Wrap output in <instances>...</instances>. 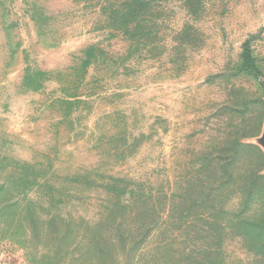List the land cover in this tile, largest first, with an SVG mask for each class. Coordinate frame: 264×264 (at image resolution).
<instances>
[{"label":"rangeland","instance_id":"1","mask_svg":"<svg viewBox=\"0 0 264 264\" xmlns=\"http://www.w3.org/2000/svg\"><path fill=\"white\" fill-rule=\"evenodd\" d=\"M128 1L0 0V257L264 264V0Z\"/></svg>","mask_w":264,"mask_h":264},{"label":"trees","instance_id":"2","mask_svg":"<svg viewBox=\"0 0 264 264\" xmlns=\"http://www.w3.org/2000/svg\"><path fill=\"white\" fill-rule=\"evenodd\" d=\"M148 1L149 0H130L126 2L125 3L126 9L124 11V15L125 16L140 15V12H142L146 8V4ZM238 69L253 75L255 78H258L260 75H262V71L260 67L258 66L255 58L253 57L249 40H246L242 44L241 62H240V65L238 66ZM260 84L264 88V82ZM261 103L262 104L264 103L263 100H261ZM262 115L263 114L260 115L258 129L260 128V125H261ZM253 136L254 135H249L245 133L243 134L242 138L243 137L250 138ZM230 139H233V138L231 137ZM233 140H230L229 144L225 145L223 148V151H226V153L228 152V155H230V153L234 150L235 147L237 148L252 147L256 149L257 151H260L256 145L251 144V143L242 142L237 137ZM229 159L230 158L223 157L221 158L220 163H224V165L229 166L230 165ZM121 181H124V179H115L114 180L115 184L110 185L108 189L115 190L116 193L119 194L120 187L118 183H120ZM235 215H236L237 223L238 221H241V224H243V225H240V227L245 228V232L243 229H241L242 232L240 234L244 235L247 238H249L250 236L251 238H253L254 241H256V239L260 240L261 248H264V213L259 219H250V218L244 217L242 219L239 218L238 220V217H239L238 213H236Z\"/></svg>","mask_w":264,"mask_h":264},{"label":"water","instance_id":"3","mask_svg":"<svg viewBox=\"0 0 264 264\" xmlns=\"http://www.w3.org/2000/svg\"><path fill=\"white\" fill-rule=\"evenodd\" d=\"M258 141H259V145L261 146L262 150L264 151V128H263L261 134L259 135Z\"/></svg>","mask_w":264,"mask_h":264},{"label":"crops","instance_id":"4","mask_svg":"<svg viewBox=\"0 0 264 264\" xmlns=\"http://www.w3.org/2000/svg\"><path fill=\"white\" fill-rule=\"evenodd\" d=\"M0 264H14V263L4 260L2 257H0Z\"/></svg>","mask_w":264,"mask_h":264}]
</instances>
